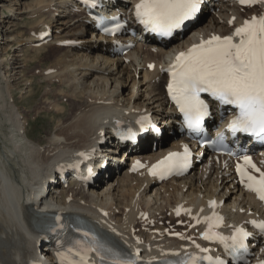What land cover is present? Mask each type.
<instances>
[{"label": "bare ground", "instance_id": "bare-ground-1", "mask_svg": "<svg viewBox=\"0 0 264 264\" xmlns=\"http://www.w3.org/2000/svg\"><path fill=\"white\" fill-rule=\"evenodd\" d=\"M27 1L29 0H0V56L5 53L7 47L14 44L18 46H14L12 51H15L8 54L9 57H0V77L2 71H5L2 78L6 79L7 67L11 65L14 75L21 78L23 70L22 67L15 66V60L22 64L25 48L35 51L45 48L62 50L64 53L56 59L58 67L50 66L43 72L54 70L56 74L48 79L70 87L71 94L64 98L69 99L72 109L70 113L67 112L65 121L61 119L49 135L48 145L41 147L28 136V118L22 114L17 115L20 112L11 90L7 91L11 94L3 96L0 87V130L2 127L9 128L7 137L4 138L0 133V207L4 204L5 196L3 208L8 209L5 214L0 212V264L25 263L29 247H35L37 244L35 240L38 235L33 232L32 217L23 202L30 197L31 190L38 184L39 172L45 173L49 168L53 170L55 164L66 166L70 163L67 158L71 152L94 145L102 138L103 133L107 140L110 139V125L117 124L119 117L135 118L148 113L152 120L160 124L159 128L164 132L159 136L148 137L140 147L138 158L152 161L164 156L169 148L179 150L183 139L170 138L171 132H177L176 116L172 109L167 108L162 86L164 80L157 67L170 56L172 48L211 34H229L244 18L258 12V9L242 10L234 0H217L215 9L205 10L210 17L200 22L181 42L167 50L137 44L125 56L129 59V62L125 63L124 58L112 52L114 41L94 34L89 36V24L85 22L84 17L69 11L63 0H31V3L26 4ZM23 16L29 17L35 23L28 36L21 38L16 35V31L7 27L6 19ZM233 17L236 19L231 25ZM49 28L54 31L52 41L40 48L33 47L38 42V35ZM70 41L78 42L81 47L60 46ZM150 63L156 65L152 72L147 69ZM141 73L143 82L138 78ZM5 81L7 83L9 79ZM9 85L10 83L8 88L12 86ZM142 88L145 89L144 95H140ZM143 96L145 98L141 101ZM46 104L47 110H54L59 115L65 114L64 107L48 105L47 102L45 107ZM108 152H111V147L105 146L102 149V158L111 161L109 171L102 173L103 176L95 183L94 189L80 188L79 193L75 194L72 202L68 204L66 198L71 190H59L48 200L55 201L65 210L85 213L107 211V223L110 228L124 237L133 233L139 238H144L146 244L151 243L153 250L170 245V242H153L147 222L143 221L147 213L159 228L160 222L171 215L176 206L192 209L193 215H201L200 210L206 208L209 201L215 200V209L223 212L229 222L241 221L250 211L255 215L264 216L258 203L238 187L230 170L217 165L212 159H205L201 167L183 179L157 185L145 175H129L127 170L118 173V167H115L112 161L119 159L117 155L111 157ZM42 157L46 163L41 162ZM134 158L135 155H132L127 160ZM53 174L51 171L41 179ZM17 188L21 193L13 198L11 193H15ZM10 200L13 202L8 203ZM17 212L23 216L17 217ZM169 218L171 219V216ZM45 251L47 249H44ZM46 256L49 257V253Z\"/></svg>", "mask_w": 264, "mask_h": 264}, {"label": "snow or ice", "instance_id": "snow-or-ice-1", "mask_svg": "<svg viewBox=\"0 0 264 264\" xmlns=\"http://www.w3.org/2000/svg\"><path fill=\"white\" fill-rule=\"evenodd\" d=\"M202 2L203 0H139L135 4L134 15L145 30L161 37H172L186 22L196 17ZM240 3L251 6L257 3L264 4V0H240ZM234 22L235 17L231 23ZM122 27L123 25L117 23L114 28H108L106 31L114 35ZM167 72L170 76L168 94L183 114L190 132L201 133L205 118L210 115L209 104L201 99V93H207L219 105L231 106L236 110L237 114L228 124L229 132L233 135L245 133L264 139V16H253L250 20H245L231 35L202 38L200 43L179 52ZM149 119L141 120V126L143 127ZM224 139L220 136L217 140L211 141V145L216 146L220 143L223 146ZM228 154L231 155L230 152ZM190 155V150L185 146L183 154H169L153 165L150 172L153 176H163L173 170H183L188 166ZM242 159L243 165H237L236 169L241 182L264 201V171L256 167L251 157L245 155ZM137 166L143 167L139 162ZM248 169L255 170L259 177L252 175ZM210 207L215 209L216 202L211 201ZM181 211L191 216V210L184 209H177V216ZM192 219L197 224L201 222L198 216H193ZM203 222L208 226L207 231L202 234L203 239L226 242V238L217 231L223 223L221 216L214 211L211 216L205 217ZM252 224L264 233V223L253 221ZM83 235L89 243L84 245L78 241L75 246L68 247L66 252L58 253L61 264H90L89 253L92 252L96 253L101 264H135L132 259L121 258L112 249L105 247L96 236H90L88 232H84ZM248 236L249 233L243 228L236 229L234 235L230 237L232 244L229 247L246 248L245 241ZM180 238L184 239L183 235H180ZM195 247L201 253L210 252V249L201 248L198 244ZM165 255L181 257L180 252ZM205 262L227 264L222 258L191 254L179 259L176 264Z\"/></svg>", "mask_w": 264, "mask_h": 264}, {"label": "rangeland", "instance_id": "rangeland-1", "mask_svg": "<svg viewBox=\"0 0 264 264\" xmlns=\"http://www.w3.org/2000/svg\"><path fill=\"white\" fill-rule=\"evenodd\" d=\"M32 1L29 0L26 2V4L31 3ZM207 17L203 19L202 22L206 21L210 15L206 14ZM12 20H7L8 23H6L7 27L11 28L13 31H16V35H20L21 38L27 37L30 29L34 25L35 22L30 20L27 16L19 17L14 19L12 17ZM22 18V19H21ZM10 24V25H9ZM19 33V34H18ZM15 47H18L17 44H14ZM14 46L7 47V49H10L7 51L4 50V54L1 56H4V58L9 57L8 54L14 51ZM16 49V48H15ZM24 61L22 64L18 62V60H15V66L22 67L23 73L21 78L14 75V71L11 70V72H8V75L5 76L6 79H9L6 83V79L3 80V74L5 75V71L1 73L0 77V87H1V93L9 95L12 93L14 97V101L16 106L19 108L18 114H22V116H26L29 122V125L27 126V134L30 137L31 140L35 141L39 146L45 147L49 143L50 134L54 130V128L59 124L60 120L65 121V119L68 117V113L71 111V106L69 99L64 98V96H67L71 94L70 87L64 86L56 83L55 81L49 80V77L43 76V70L45 68H56L58 67L56 64V59L60 54H63L64 52L59 49H43L41 51H34L32 49H24ZM7 51V52H6ZM0 56V57H1ZM19 57V56H18ZM17 57V58H18ZM55 64V65H54ZM54 65V66H52ZM11 66V65H10ZM142 73L138 75V78L141 82H143L144 79H142ZM142 77V78H141ZM20 78V79H17ZM17 79V80H16ZM12 85L10 88H8V84ZM9 85V86H10ZM129 86V84H128ZM9 89V90H8ZM11 90V91H10ZM145 90L142 88V92L140 95H144ZM10 91L11 93H8ZM3 95V96H6ZM27 95V98L25 96ZM20 96V97H19ZM25 98V99H24ZM144 96L141 98V101L144 100ZM45 102L48 103V105L56 104L58 107H64L65 114L59 115L54 112V110H47V104L45 107ZM11 111L9 110L8 113ZM68 112V113H67ZM8 127H2L0 130V133L3 134L4 138L9 135ZM6 146V145H5ZM8 146V145H7ZM41 162L46 163L44 158H40ZM44 172V171H43ZM39 172L38 175L41 176L44 173ZM37 175V176H38ZM32 176H30L31 178ZM26 190V189H25ZM25 192V191H22ZM21 193V191L17 188L15 193H11L13 198L18 196V194ZM4 204L0 207L1 213H6L7 209L3 208L5 205V196L3 197ZM13 202V201H12ZM10 208V207H9Z\"/></svg>", "mask_w": 264, "mask_h": 264}]
</instances>
